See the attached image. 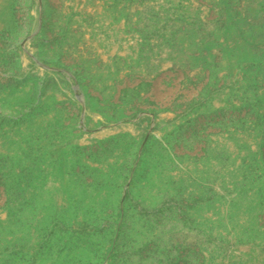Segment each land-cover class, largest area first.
<instances>
[{
  "label": "rangeland",
  "instance_id": "374dc122",
  "mask_svg": "<svg viewBox=\"0 0 264 264\" xmlns=\"http://www.w3.org/2000/svg\"><path fill=\"white\" fill-rule=\"evenodd\" d=\"M0 264H264V0H0Z\"/></svg>",
  "mask_w": 264,
  "mask_h": 264
}]
</instances>
